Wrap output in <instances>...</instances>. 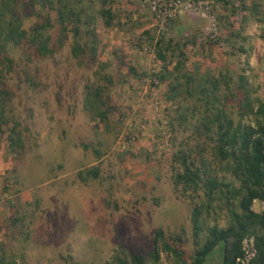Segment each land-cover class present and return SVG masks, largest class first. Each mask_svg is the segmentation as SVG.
Masks as SVG:
<instances>
[{
    "label": "rangeland",
    "instance_id": "1",
    "mask_svg": "<svg viewBox=\"0 0 264 264\" xmlns=\"http://www.w3.org/2000/svg\"><path fill=\"white\" fill-rule=\"evenodd\" d=\"M113 1L114 26L105 27L101 18L97 22L104 68L80 66L71 53L72 38L45 59L28 62L22 51L11 50L16 63L6 77L14 91L8 108L21 124L25 149L15 169L16 155L6 134L0 136V244L18 264H106L116 256H147L158 228L169 235L184 227V249L194 253L191 217L199 200L194 203L176 191L178 166L172 155L201 141L190 125L186 134L173 132L177 109L191 101L169 102L168 83L148 81L163 66L141 52L142 44L156 52L163 34L178 42L195 37L197 44L187 49L186 69L229 71L234 78L244 73L254 99L264 103V0H246L256 10L235 16L230 6L226 10L222 0H215V26L184 13L169 28L154 20L143 0ZM230 1L241 8L238 0ZM36 21L25 18V29ZM130 66L147 76L134 78ZM87 86L102 87L110 98L105 119L87 110ZM232 112L237 120V109ZM93 168L99 170L97 179L79 178L80 171ZM262 207L257 201L253 211L261 213ZM15 214L23 217L28 240L9 227ZM228 222L226 211L213 214L199 234V246L210 227ZM147 264L175 263L162 253L158 262Z\"/></svg>",
    "mask_w": 264,
    "mask_h": 264
},
{
    "label": "trees",
    "instance_id": "2",
    "mask_svg": "<svg viewBox=\"0 0 264 264\" xmlns=\"http://www.w3.org/2000/svg\"><path fill=\"white\" fill-rule=\"evenodd\" d=\"M222 1L226 10L230 6V15L234 16L240 10L254 11L257 6L247 5L246 0H238L241 8L230 0ZM113 2L0 0V136L6 134L16 155L15 169L21 164L25 144L21 124L8 108L14 96L6 81L15 69L12 48L22 51L29 62L53 57L72 38L71 53L80 66L104 68L107 64L100 61L97 22L101 18L105 27L114 26L117 15ZM25 18L37 19L29 30L24 27ZM244 26L243 21L241 31ZM146 35L149 37L150 32ZM196 44L195 37L178 42L163 34L156 43L162 71L152 75L168 83L169 102L178 103L182 98L191 101L184 109L181 106L177 109L171 126L173 132L183 134L188 125L193 126V135L201 143L193 145L194 148L185 145L173 153L172 161L178 166L174 178L176 191L194 203L199 200L191 217L196 249L193 254L184 249L187 242L184 227L180 233L169 235L158 228L153 238L154 249L147 256L134 254L130 259L116 256V260L106 264L158 262L162 253L170 256L175 264H264V209L261 213L253 211L255 201L264 204V103L254 99L244 73L234 78L229 71L216 74L207 68L186 69L187 49ZM169 64H174L172 71ZM129 72L134 78L147 76L133 66ZM27 80L36 85L32 78ZM108 81L112 83L111 78ZM109 99L102 87L87 86L86 108L93 116L107 117ZM232 109L238 111L237 120ZM98 177L97 168L79 172L84 182ZM224 211L229 217L228 225L210 227L205 243L199 246V234L206 222L213 214L221 216ZM23 221L22 216L15 214L8 219V225L28 240L30 236ZM247 243L254 253L249 260ZM0 264H18L7 255L3 243Z\"/></svg>",
    "mask_w": 264,
    "mask_h": 264
},
{
    "label": "built area",
    "instance_id": "3",
    "mask_svg": "<svg viewBox=\"0 0 264 264\" xmlns=\"http://www.w3.org/2000/svg\"><path fill=\"white\" fill-rule=\"evenodd\" d=\"M144 9L148 10L155 21L160 23L161 27L169 28L181 14H197L206 18L214 26L217 24V18L214 14L213 6L215 0H143ZM144 55L150 57L155 63L159 64L160 60L155 51L150 49L147 44H142ZM154 86L159 84L156 77L147 78ZM249 260L254 253L250 250V245L246 244Z\"/></svg>",
    "mask_w": 264,
    "mask_h": 264
},
{
    "label": "crops",
    "instance_id": "4",
    "mask_svg": "<svg viewBox=\"0 0 264 264\" xmlns=\"http://www.w3.org/2000/svg\"><path fill=\"white\" fill-rule=\"evenodd\" d=\"M255 202H257V201H255ZM261 202V201H260ZM262 203V202H261ZM263 204V203H262ZM262 206V205H261ZM262 209H264V207H262Z\"/></svg>",
    "mask_w": 264,
    "mask_h": 264
}]
</instances>
